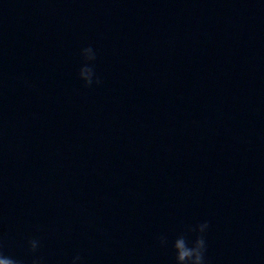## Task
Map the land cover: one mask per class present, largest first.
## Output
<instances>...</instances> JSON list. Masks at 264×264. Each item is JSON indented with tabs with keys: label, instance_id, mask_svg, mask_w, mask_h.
Segmentation results:
<instances>
[{
	"label": "clouds",
	"instance_id": "9594fccd",
	"mask_svg": "<svg viewBox=\"0 0 264 264\" xmlns=\"http://www.w3.org/2000/svg\"><path fill=\"white\" fill-rule=\"evenodd\" d=\"M82 65L78 71V78L83 82L85 88H90L93 84L99 85L101 80L95 74L94 61L96 52L91 46L81 49ZM209 228L207 221L198 223L195 226H188L187 229L179 233L172 241V249L175 253V264H207V241L206 232ZM162 247H167L169 241L166 236L157 237ZM40 248L38 238H30L27 241V251L33 255L31 264H43V258L36 255ZM79 255L73 258L72 264L81 261ZM0 264H24L22 259L5 255L0 245Z\"/></svg>",
	"mask_w": 264,
	"mask_h": 264
}]
</instances>
